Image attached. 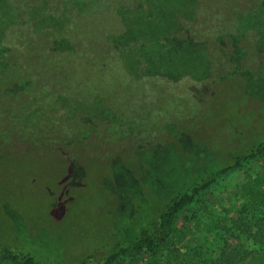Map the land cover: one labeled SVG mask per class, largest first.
Here are the masks:
<instances>
[{
    "label": "rangeland",
    "instance_id": "374dc122",
    "mask_svg": "<svg viewBox=\"0 0 264 264\" xmlns=\"http://www.w3.org/2000/svg\"><path fill=\"white\" fill-rule=\"evenodd\" d=\"M245 1H130L131 11L123 13L130 30L126 38L144 37L167 45L169 51L162 59L176 47L184 49L180 53L188 64L186 74L167 67L168 80L159 78L156 86L166 91L162 103H170L169 93L177 91L185 103L200 106L203 128L199 134L209 140L206 143L213 153L232 150L238 137H245L244 148L264 128V79L247 72L242 57L250 53L264 58V0H248L253 9L244 14ZM114 12L105 9L81 20L90 23L94 37L99 38L105 32L102 26L116 21ZM234 19L242 24L248 20L237 28L242 34L220 37L217 42L222 62L232 63L235 73L232 78H215L209 72L208 58L212 30ZM175 27L179 34L172 36ZM118 60L113 59V68ZM116 73L117 80H109L113 102H125L119 101L120 89L126 92L145 86L129 82L122 70ZM169 132L175 136L181 131L172 126ZM104 134L94 125L79 141L74 136L50 137L40 145L18 135L11 144L0 141V242L23 246L44 262L75 264L108 247L117 221L123 225L128 217L127 223L136 227L152 218L145 187L155 198L167 199L176 183L186 181L180 157L192 149L187 143L174 154L160 150L152 161L148 158L155 148L131 151L130 143L106 140ZM196 149L201 159L207 153V163L214 164L208 162L212 155L203 146ZM115 188L123 203L117 200ZM263 201L264 155L244 162L199 195L180 214L164 244L151 252L128 255L118 264H214L222 249L234 246L251 252L241 264H264V250L255 237Z\"/></svg>",
    "mask_w": 264,
    "mask_h": 264
},
{
    "label": "trees",
    "instance_id": "16d2710c",
    "mask_svg": "<svg viewBox=\"0 0 264 264\" xmlns=\"http://www.w3.org/2000/svg\"><path fill=\"white\" fill-rule=\"evenodd\" d=\"M130 1L141 0H0V141L11 144L15 135L40 145L50 137L62 140L74 136L79 141L96 125L105 131L106 140L130 143L131 151L145 146L155 148L156 152L148 158L152 161L160 156V150L174 154L184 143L192 147L180 157L186 181L179 186L176 183L169 198H155L148 188L143 189L145 198L150 200L147 206L152 218L136 227L127 223L128 217L123 225L117 221L108 247L87 254L75 264H118L128 255L153 251L168 240L180 214L199 195L244 162L264 155V128L252 135L244 148L241 143L245 137H238L232 150L216 149L213 153L211 144L206 143L209 140L199 134L203 128L200 106L185 103L184 95L177 91L169 93L170 103H162L166 91L156 85L168 80L167 67H175L177 74H186L188 64L185 66L186 58L180 53L184 49L176 47L171 56L162 59L169 51L167 45L144 37L126 38L130 30L123 13L131 11ZM244 6V14L253 9L248 0ZM105 9L115 11L116 21L100 27L104 35L94 37L91 24L81 19ZM37 11L45 13V22L39 20ZM49 14L56 19L50 20L46 16ZM247 23L248 20L242 24L234 19L213 28L208 58L209 72L215 78H232L235 73L232 63L222 62L217 41L220 37L241 35L237 28ZM178 31L175 27L172 36ZM242 57L247 72L264 79L263 56L249 53ZM113 59H119L115 68ZM118 69L129 82L145 84L126 92L120 89L119 101L125 102L119 103L112 101L109 90V80L119 77ZM172 126L181 132L171 135ZM201 146L212 155L208 161H214L211 166L205 159L207 153L202 159L198 156L196 148ZM141 152L144 151L136 153ZM114 191L123 203L116 188ZM254 206L259 208V204ZM125 215L128 216L126 212ZM255 222V237L264 250V204ZM250 256L251 252L241 247L224 248L214 264H241ZM0 264L57 263L40 260L23 246L0 242Z\"/></svg>",
    "mask_w": 264,
    "mask_h": 264
},
{
    "label": "flooded vegetation",
    "instance_id": "af4514ba",
    "mask_svg": "<svg viewBox=\"0 0 264 264\" xmlns=\"http://www.w3.org/2000/svg\"><path fill=\"white\" fill-rule=\"evenodd\" d=\"M37 14H38V16H39V20H42L43 22H45V13H41L40 11H37ZM44 15V16H43ZM46 16H49V18H50V20H55L56 18H55V16L54 15H52V14H49V15H46Z\"/></svg>",
    "mask_w": 264,
    "mask_h": 264
}]
</instances>
